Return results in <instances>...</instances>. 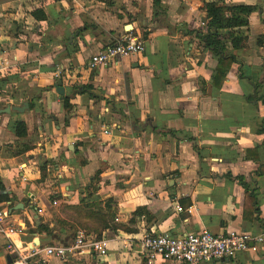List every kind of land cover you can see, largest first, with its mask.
<instances>
[{"label": "crops", "instance_id": "obj_1", "mask_svg": "<svg viewBox=\"0 0 264 264\" xmlns=\"http://www.w3.org/2000/svg\"><path fill=\"white\" fill-rule=\"evenodd\" d=\"M225 3L258 8L241 47L220 39L236 62L216 87L217 57L196 36L208 32L204 0H0V203L18 246L82 229L108 239L107 253L48 264H147L145 232L264 233V103L248 98L264 96V0ZM125 34L144 49L87 68ZM202 264H264V242Z\"/></svg>", "mask_w": 264, "mask_h": 264}, {"label": "built area", "instance_id": "obj_2", "mask_svg": "<svg viewBox=\"0 0 264 264\" xmlns=\"http://www.w3.org/2000/svg\"><path fill=\"white\" fill-rule=\"evenodd\" d=\"M205 23L202 22V25ZM144 49V41L134 34H125L90 56L87 68L109 66L119 58L132 56ZM178 210H181L178 207ZM9 202L0 203V235L8 239L7 251L11 264H48L46 257L66 260L71 256L97 254L104 256L108 251V239L88 236L82 229L76 231L73 239L65 244L52 243L43 247L18 246L13 236L18 228L10 223ZM141 253L147 264H202L220 259H233L240 252L255 251L264 242V233L251 234L245 231L228 230L214 234L207 229L197 233L173 236L168 233L145 232L140 238ZM131 242H124L122 248H130ZM43 253L44 257H34Z\"/></svg>", "mask_w": 264, "mask_h": 264}, {"label": "trees", "instance_id": "obj_3", "mask_svg": "<svg viewBox=\"0 0 264 264\" xmlns=\"http://www.w3.org/2000/svg\"><path fill=\"white\" fill-rule=\"evenodd\" d=\"M225 1L226 0H204L206 27L208 32L203 34L198 31L196 34L204 46L210 49L217 57L216 72L212 82L216 87L221 86L231 65L236 62V58L233 54H226L224 52L225 47L220 39L222 37L224 39H229V43L234 49L241 47L245 38L240 36V32L237 31L242 27L248 26V16L258 8L257 5L249 4L226 5ZM223 29L227 30L226 34L219 33V31ZM258 86L259 84L255 85L256 90ZM256 90L254 92L255 95H257ZM248 98L255 100L260 99L264 103V96L253 97L250 95ZM16 131L19 136H24L26 134L25 124L23 122H16ZM232 179L244 188L246 199L256 202L255 189H250L242 177H234ZM0 187L2 189L1 185ZM2 199L6 200L7 196H3ZM2 199L0 201H3Z\"/></svg>", "mask_w": 264, "mask_h": 264}, {"label": "water", "instance_id": "obj_4", "mask_svg": "<svg viewBox=\"0 0 264 264\" xmlns=\"http://www.w3.org/2000/svg\"><path fill=\"white\" fill-rule=\"evenodd\" d=\"M130 29V25L127 26V30ZM62 82L61 81H57L56 85H55V89L57 91L58 94H63L64 90L62 88ZM28 108V103H24V105L22 107H10V106H7L5 109L1 110V111H4V112H9L10 110H17V111H23L24 109ZM19 206H14L11 210H16L18 209ZM39 245V240L38 238H36L35 241H33L29 246L32 247V246H38ZM6 259L8 261L9 264H11L12 262V258L10 255H7L6 256Z\"/></svg>", "mask_w": 264, "mask_h": 264}]
</instances>
